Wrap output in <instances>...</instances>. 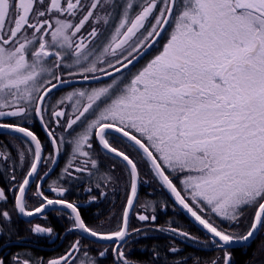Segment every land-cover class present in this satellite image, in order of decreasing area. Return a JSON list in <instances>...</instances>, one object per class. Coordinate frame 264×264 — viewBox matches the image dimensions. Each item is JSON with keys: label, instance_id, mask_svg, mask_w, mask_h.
<instances>
[{"label": "snow or ice", "instance_id": "1", "mask_svg": "<svg viewBox=\"0 0 264 264\" xmlns=\"http://www.w3.org/2000/svg\"><path fill=\"white\" fill-rule=\"evenodd\" d=\"M101 8L106 15H99ZM112 9L116 22L110 24ZM93 20L99 27L92 26ZM86 25L90 30L85 34ZM105 25L110 38L105 37L98 51L94 42ZM169 26L172 30L159 54L130 73V78L116 75L130 70ZM66 77L112 79L74 90L49 108V94L69 84ZM66 101L71 102V115L62 107ZM33 118L39 120L52 146L48 157L27 126ZM57 128L75 135L72 159L56 186H50L55 193L50 198L40 183L35 190L30 185L51 172L49 168L41 176V165L57 162L65 144L64 136L56 135ZM110 130L143 153L159 186L210 234L211 244L222 253L210 264H232L231 246L247 244L264 230V0H0V134H19L13 139L26 145L15 155L7 145H0L4 167L0 177L11 172L8 191L13 193V209L24 217L43 214L49 207L70 210L69 231L110 242L96 254L100 260L87 250L82 252L77 239L46 264H102L106 256L113 258V264H142L134 258L133 247L152 230L199 242L178 227L156 225L157 207L166 204L152 206L151 214L145 205H141L143 212L135 211L139 185L147 180H141L137 163L127 153L112 146L107 138ZM94 139L128 169L126 202L115 230L90 227L79 205L66 198L68 189L59 183L80 179L77 174H95ZM20 162L27 166L17 180ZM105 186L96 184L97 189ZM30 191L41 201L33 208L28 206ZM104 195L100 191L90 200ZM7 199L0 189V204ZM249 209L252 214L243 233L221 227L213 219L238 225ZM130 214L142 222L141 227H129ZM11 221V212L0 207V239L10 231ZM31 231L53 234L51 227L41 225ZM179 253L172 245L166 250L173 260ZM151 255V264H163L158 249ZM0 264L37 262L16 253L11 260L0 256Z\"/></svg>", "mask_w": 264, "mask_h": 264}, {"label": "trees", "instance_id": "2", "mask_svg": "<svg viewBox=\"0 0 264 264\" xmlns=\"http://www.w3.org/2000/svg\"><path fill=\"white\" fill-rule=\"evenodd\" d=\"M110 22L113 24L116 21L115 19H110ZM107 29H110L109 26H107ZM167 29L168 27L166 28L165 32L161 35V37L158 39V42L155 45H153V47L147 53L148 60L152 58V56L158 54L163 48L164 44L167 42V36H165ZM108 35L109 34L106 33V36ZM81 85L83 84L72 85L59 89L58 91L51 93L49 97L59 91L66 90L67 88L81 86ZM58 101L59 100H57V102ZM57 102L53 104V108L56 107ZM65 106L66 104H64L62 107H64V109L66 110ZM30 121L33 123V125L29 123L28 127H30V129L34 131V133L38 136V138L40 136L41 138L40 140L42 144L44 145L45 139L46 142L49 144L47 138L44 135L43 130L39 127L37 119L33 118ZM4 136L5 135H0V143L4 139ZM48 144L46 146L49 148L50 144L49 145ZM61 154L57 166L61 161ZM140 174L141 176L143 175L146 180L148 179L147 182L149 183L141 186V189L139 190L138 202L135 204V208L138 205H145L146 207L149 208V214H151L150 209L152 206L166 204L167 205L166 208L157 207L156 225L163 226L165 228L169 226L178 227L179 229L189 232L192 236L198 237L199 242H194L191 240L184 239L179 235L173 236V234L170 232H157L155 230H152L149 231L147 237L138 238V242L135 243L133 247V251L135 252L134 258H138L142 262V264H151V261L153 259L151 253L153 250L158 249L163 264H177V261H186V264H210L211 260L222 255L221 251L218 248L214 246L212 248V244L210 245L211 239L207 237L204 233H202L199 229H197L194 225H192L176 209L175 205L169 199L163 188L160 187L158 182L153 178L150 167H142L140 169ZM115 175H116L115 173L114 174L108 173L107 176L108 177L110 176L113 179ZM53 177L54 174L50 178ZM122 177L124 178L123 181L121 180L120 182H116L117 177L114 180L116 188H114L113 191H114V201L118 207L117 212L121 211L122 205L125 204L126 202L125 186H126V180L128 178L127 176L124 175ZM112 179L110 181L107 180L108 192L110 189L111 190L113 189L111 188ZM85 181L87 185L91 183L90 180H85ZM176 183L179 185V182ZM73 189L79 195L81 194V189H77V188H73ZM9 195L12 196V193H10ZM34 201L35 199L31 195V198L28 202V206L29 207L35 206ZM0 207H6L8 210L11 209L12 199L8 197L7 203L0 204ZM105 209H102L100 211L103 212ZM250 215L251 213L249 212V210L245 212L244 216L241 219V222L238 224V227L233 226L231 224L229 225V222L227 221L222 222L216 217H213V219H215L216 222L220 224L221 227H228L229 230H234L237 233H242L247 225V222L249 221ZM115 216H117V214H115ZM131 218L132 219H130V226H129L130 228H137L142 226V222H140L136 217H134L133 214ZM98 219H101V216ZM34 224H39L44 227H51L53 229V232L57 233V236L59 235L58 238L57 236L55 238L56 242L51 244L49 242L50 241L49 236L48 237L46 235L39 236L34 234L31 231L32 226ZM61 224L62 221L54 217L53 215H50L49 218L47 219L41 218V219H36L32 222H22L21 220L19 221V219L15 218V222L13 224L10 223V225L8 226L10 231H8L7 234L2 239H0V248H1L0 256L7 257L9 260H11L14 254L19 253L21 254L22 257L30 258L36 261L37 264H39L40 260H43L46 264V262L49 259L63 255L74 243V241L79 239L81 241V251L83 252L87 250L90 252L92 256H95L98 260H100V258L96 256V254L98 253L99 248H102L104 246H100L96 243L88 241L87 239L79 236L78 234L73 235L72 233H69L65 235L62 243L58 244L63 232L70 225V222L69 221L66 222L67 224L66 228H61ZM263 232L264 230L260 232V234L257 236V238L253 243L249 244L245 248L231 250L232 264H255L256 262L257 264H264V251H261L262 248L264 249ZM204 241H207V245L203 243ZM200 242L203 244H200ZM170 245L176 246L180 249V253L177 255V257L174 260L169 259L168 256L166 255V250ZM111 263H113L111 256H106L102 259V264H111Z\"/></svg>", "mask_w": 264, "mask_h": 264}, {"label": "flooded vegetation", "instance_id": "3", "mask_svg": "<svg viewBox=\"0 0 264 264\" xmlns=\"http://www.w3.org/2000/svg\"><path fill=\"white\" fill-rule=\"evenodd\" d=\"M162 49H161V51H162ZM154 56H152V58ZM152 58H150L148 60L147 54H146V56L142 57L138 61L139 64H137L135 66H130V70H124L123 75H121L120 73H117L116 75L119 76L121 79L130 78V73H135L136 71L141 69ZM111 79L112 78H109V79H106V80H103L101 82H97L94 84H83L81 86L83 88L90 89L93 87H98V86H101L103 84L109 83V82H111ZM80 130H82V129L80 128ZM55 131H56V135L58 136L59 135L58 128ZM45 137H46V135H45ZM107 138L109 139V141L113 147L117 148L120 151L127 153L130 156V158H132L137 163L138 169H139V167H149L146 158L143 156V154L141 152H139V150L130 141H128L127 139L122 138L121 136H119L115 133H112V132H109ZM39 139H41L40 136H39ZM42 146L45 149L43 144H42ZM91 153H92V157L97 160V164H98V169L92 170V172L95 173L94 175L89 176L87 174H77L80 176V179H78V180L73 179V180L68 181V182L60 180L59 183L68 189V192L66 193V198L70 202H73V203H76L79 205L82 218L87 221V224L90 227L97 228V230H109V231L115 230L117 227V224L116 225L113 224V220H114L113 218H114L116 212L118 211V209H117L118 207L114 201V191L113 190H114V188H116L114 180L117 177L116 182H120L123 175L127 176V178H128V169H127L126 163L124 161L116 158L115 156H111V155L105 153L100 148L97 140H95V139L93 140V149L91 150ZM60 154H61V151H60ZM44 156L48 157L46 149L44 151ZM50 167L51 166H48L47 163L41 165V167L39 169L40 175L44 176L45 171L47 169H49ZM24 168L25 167H21V168L16 169L17 170L16 171L17 180L21 179L22 172H23ZM64 168L65 167H60V163H59V165L54 170L55 173L53 172L52 174H50V176H48L43 182H41V181L33 182L30 189L35 190L36 183L41 182L40 183L41 184V190L46 195H48L50 198H54L55 196H54L53 192L50 191V186H56V184L58 182V177L63 175V169ZM139 171H140V169H139ZM108 173H111V174L115 173L116 174L115 177L112 179L111 188H113V189L112 190L110 189L109 192H108V182H107V180L104 179V177H108L107 176ZM53 174H54V177L50 178ZM85 180H90L91 183L89 185H87L85 183L86 182ZM175 182H177V180ZM97 183H101L102 185H106V186L102 187V189H97L96 188ZM89 187H91L93 189L92 192L87 191V189ZM73 188L81 189V194L79 195ZM100 191H104L106 193V195L99 196V198L96 201H91L90 200L91 196L98 195V193ZM31 195H32V191H30L28 193V202L31 198ZM33 198L35 199V201H34L35 206H38L41 201L38 198H36L35 196H33ZM29 208H33V206H30ZM102 209H105V210L103 212H101L100 210H102ZM67 213L68 212L62 211V210H59V211L53 210V211H50V212L46 213L45 215L41 216L40 218H38V219H41V218L47 219V218H49L50 215H53L54 217H56L62 221L61 228H66L67 227L66 222L67 221L70 222V225L63 232L58 244H61L65 235H67L69 233H72L73 235L78 234L79 236L82 237V235L78 231H69L71 224H72V221L68 218ZM100 216H101V219H98ZM129 226H130V222H129ZM56 236H57V233L53 232L51 237H49L50 238L49 242L51 244L56 242L55 241ZM58 237H59V235L57 236V238Z\"/></svg>", "mask_w": 264, "mask_h": 264}, {"label": "rangeland", "instance_id": "4", "mask_svg": "<svg viewBox=\"0 0 264 264\" xmlns=\"http://www.w3.org/2000/svg\"><path fill=\"white\" fill-rule=\"evenodd\" d=\"M85 2L87 3V0H85ZM121 2H123V0H121ZM112 11V17L110 18V19H115L114 17H115V13H116V11L114 10V9H112L111 10ZM99 15H101V16H104V15H106V13L104 12V10L101 8L100 10H99ZM74 23L76 22V21H73ZM91 24H92V26L93 27H99V25L96 23V21L95 20H93V21H91ZM110 24H112L111 22H110ZM107 26L108 25H105L104 26V28L102 29V32H103V35L100 37V39L97 41V42H94V47L99 51V49L101 48V46H102V44L103 43H105L106 42V40H105V37H108V38H110V29H107ZM88 30H90V28H88V26L86 25L85 26V30H84V32H85V34H86V31H88ZM171 30H172V27L171 26H169L168 27V29H167V31H166V34H165V36H167V39H168V35H169V33L171 32ZM106 33L107 34H109L108 36H106ZM108 59H111V57H109ZM137 64H139V62L138 63H136L135 65H137ZM134 65V66H135ZM68 69H65V71H67ZM78 78V77H77ZM66 79H76V78H68V77H66ZM94 84V83H93ZM68 89V90H67ZM66 90H63V91H59V92H57V93H55L54 95H51L48 99H47V106L49 107V108H53V104L55 103V102H57V100H60V99H63L67 94H69V93H71L72 91H74V90H83V89H86V88H83L82 86L80 87V86H75V87H71V88H67ZM54 93V92H53ZM65 104H66V106H65V108H66V112L69 114V115H71V112H72V106H71V102H65ZM90 119H91V117H89ZM29 123L30 124H32L33 125V123L31 122V121H29L28 122V125H29ZM27 125V126H28ZM40 127V126H39ZM77 131H81L80 130V128L78 127L77 128ZM58 132H59V135H58V137L59 136H64V138H65V144L61 147V161H60V167H66L67 166V164H68V162L72 159V147H73V145H72V143H71V141L73 140V136L75 135V133H73V135H69L67 132H64L61 128H58ZM47 138V137H46ZM47 140H48V138H47ZM48 142H49V144H50V141L48 140ZM48 143L46 142V139H45V141H44V147H45V149H46V152H47V156H50V155H52L53 154V150H52V146H51V144L49 145V148L46 146ZM0 145H7V147H8V150L9 151H11V153L13 154V155H15V153L17 152V150L18 149H23V148H25L26 147V145H23V144H21V141L19 140V139H13V135L11 136H9V135H5L4 136V139L2 140V142L0 143ZM62 150H63V152H62ZM106 153V152H105ZM43 155H44V153H43ZM59 159H60V155H59ZM58 162H59V160H58ZM10 163H12V162H10ZM23 164H24V166H23ZM58 164V163H57ZM13 166H15V165H13ZM27 166V162H20L19 163V165L18 166H16V168H21V167H26ZM48 166H51V165H49L48 164ZM57 167V166H56ZM142 167H139V169H141ZM4 171V167H3V165L2 164H0V172H3ZM11 175V173H10V171H9V173L7 174V175H5V176H2V177H0V180H1V182H0V189H4L5 191H6V193H7V197H10L11 199H12V208L11 209H9V211L11 212V214H12V221H11V224H13L14 222H15V218H17V219H19L18 217H17V214H16V211L13 209V203H14V197H13V193L12 192H10V191H8V189H9V187H10V184H9V176ZM123 177H122V181H123ZM146 180L145 178H144V176L142 175L141 176V180ZM148 180V179H147ZM127 181H128V179L126 180V185H127ZM177 182H179L178 180H177ZM147 183H149V182H147ZM147 183H141L140 184V189H141V186L142 185H146ZM125 191H126V186H125ZM10 193H12V196H10L9 194ZM54 194V196H55V193H53ZM7 201H8V199H7ZM123 206H124V204L122 205V207H121V211L120 212H116V214H117V216H114V220H113V224L114 225H118V222H119V218L121 217V214H122V211H123ZM34 207V206H33ZM177 209V208H176ZM135 211L136 212H143L144 211V208H142L141 207V205H138L136 208H135ZM180 212V211H179ZM249 212L251 213V209H249ZM181 213V212H180ZM182 214V213H181ZM252 214V213H251ZM133 216L134 217H136L134 214H133ZM184 216V215H183ZM185 217V216H184ZM133 218V217H132ZM132 218H130V219H132ZM186 218V217H185ZM250 218H251V215H250ZM250 218H249V221L247 222V225H246V227L244 228V231L248 228V225H249V222H250ZM187 219V218H186ZM219 219V218H218ZM19 221H20V219H19ZM189 221V220H188ZM190 222V221H189ZM34 225H39V224H34ZM33 225V226H34ZM230 225V224H229ZM32 226V227H33ZM233 226H236V227H238V225H233ZM243 231V232H244ZM242 232V233H243ZM261 232V231H260ZM260 232L258 233V235L260 234ZM263 234H264V232H263ZM36 235H39V234H36ZM49 236V237H51V235H47V234H44V235H39V236ZM257 235V236H258ZM257 238V237H256ZM255 238V239H256ZM255 239L252 241V243L255 241ZM200 244H203V243H201L200 242ZM206 245H207V243H205ZM263 244H264V242H263ZM262 244V245H263ZM98 245H100V246H106V245H108V244H98ZM210 245H211V243H210ZM103 248V247H102ZM102 248H99V250H98V252L100 251V250H102ZM212 248H213V245H212ZM243 248H245V247H243ZM243 248H240V249H243ZM263 249V248H262ZM0 250H1V248H0ZM230 250H233V249H230ZM1 252V251H0ZM112 262H113V258H112ZM111 264H113V263H111ZM255 264H257V262L255 263Z\"/></svg>", "mask_w": 264, "mask_h": 264}, {"label": "water", "instance_id": "5", "mask_svg": "<svg viewBox=\"0 0 264 264\" xmlns=\"http://www.w3.org/2000/svg\"><path fill=\"white\" fill-rule=\"evenodd\" d=\"M162 34H163V33H162ZM149 51H150V49H149V50L143 55V57H144ZM140 59H141V58H140ZM140 59H139V60H140ZM139 60H138V61H139ZM136 63H137V62H136ZM136 63H135V64H136ZM109 78H111V77H104V78H102V79L99 80V81H96V80L82 81L80 78L70 79V83H69V84L60 85L57 89H54V90L52 91V93L55 92V91H58L59 89H62V88L68 87V86L77 85V84H93V83L101 82V81L106 80V79H109ZM50 94H51V93H50ZM50 94H49V95H50ZM37 122H38L40 128L43 130L44 134L46 135V132H45V130L43 129V127L41 126V124H40V122H39L38 119H37ZM109 132H112V133H115V134L121 136L119 133H116V132H114V131H111V130H110ZM0 135H4V134H0ZM11 135H13V136H18L19 134H11ZM46 137H47V135H46ZM121 137H122V136H121ZM47 138H48V137H47ZM122 138H124V137H122ZM125 139H127V138H125ZM48 140H49V139H48ZM97 142H98V141H97ZM98 144H99V142H98ZM99 146H100V148H101L104 152H106L107 154H109V155H111V156H115L113 153H109V152H107V150L104 149V148L102 147V145L99 144ZM52 150H53V149H52ZM142 154H143V153H142ZM115 157H116V156H115ZM116 158L122 160V159L119 158V157H116ZM145 158H146V157H145ZM58 160H59V157L57 158V162H56L54 165H51V167H50V168H51V172H49L48 176H49V175L53 172V170L56 168L57 163H58ZM146 160H147V159H146ZM122 161H123V160H122ZM147 162H148V161H147ZM148 165H149V162H148ZM149 167H150V165H149ZM150 168H151V167H150ZM48 176L44 177V179L41 180V182H43ZM41 182H40V183H41ZM31 185H32V184H31ZM31 185H30V187H31ZM139 190H140V185H139V188H138V196H139ZM163 190L165 191V193L167 194V196L169 197V199L172 201V203L175 205V207L177 208V210L180 211V212L182 213V215H184V216L187 218V220L190 221V223H191L192 225H194L197 229H199L202 233H204L207 237H209V238L211 239L210 234L207 233V231L204 230V229L202 228V226H200L197 222H195L194 219L190 216V214H188L185 210H183L179 205L175 204V202H174V198L171 196V194H170L166 189H163ZM60 210H62V211H66V212H69V211H70V210H65V209H60ZM50 211H53V208H52V207H49L48 209H46L45 213H43V214H37L36 216H33V217H24V216L19 215L17 212H16V214H17L18 218H19L22 222H32V221H34V220L40 218L41 216L45 215L46 213H48V212H50ZM131 216H132V214H130V218H131ZM130 218H129V222H130ZM78 232L82 235L83 238H85V239H87L88 241H91V242H93V243H96V244H109V243H110V242H107V241H97V240H95V239L92 238V237H88V236H86V234H83V233L80 232V231H78ZM258 233H259V232H258ZM258 233H257V235H258ZM257 235H256V237H257ZM253 240H254V239H253ZM253 240L249 241L247 244H233V245L231 246L230 249H240V248L246 247V246H248L249 244H251Z\"/></svg>", "mask_w": 264, "mask_h": 264}]
</instances>
